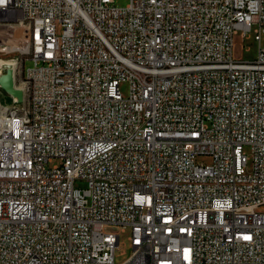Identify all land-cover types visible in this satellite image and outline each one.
Instances as JSON below:
<instances>
[{"label":"built area","instance_id":"1","mask_svg":"<svg viewBox=\"0 0 264 264\" xmlns=\"http://www.w3.org/2000/svg\"><path fill=\"white\" fill-rule=\"evenodd\" d=\"M115 1L0 0L38 32L35 108L0 103V264H264V0Z\"/></svg>","mask_w":264,"mask_h":264},{"label":"rangeland","instance_id":"2","mask_svg":"<svg viewBox=\"0 0 264 264\" xmlns=\"http://www.w3.org/2000/svg\"><path fill=\"white\" fill-rule=\"evenodd\" d=\"M129 0H116L115 5L120 7H125ZM256 28V25L252 26V30ZM32 30L27 23L21 22L16 19V21H1L0 22V59L6 62H12L14 59L19 58L21 61L26 58V55H21L20 52L24 46H28L29 39L31 37ZM234 55L239 58L251 59L257 56L259 45L254 41V34L250 33V36L245 39L242 35V31H239L234 35ZM260 47L264 48V33L260 37ZM24 69L33 66V62L30 59L24 60ZM21 72V73H20ZM16 78V86L25 87L26 78L22 71H20ZM25 84V85H24ZM23 91V90H22ZM120 91L124 96L128 95V84L122 83L120 85ZM15 100L13 97L9 96L0 88V103L2 104V109L11 106ZM16 103V102H15ZM198 160L203 162H209L210 157L201 156ZM57 161H54L56 163ZM84 182H76V187H84ZM119 233V232H118ZM129 229H125L124 232H120L119 235V246L115 250V261L121 262L126 259L131 253V247L128 242Z\"/></svg>","mask_w":264,"mask_h":264},{"label":"bare ground","instance_id":"3","mask_svg":"<svg viewBox=\"0 0 264 264\" xmlns=\"http://www.w3.org/2000/svg\"><path fill=\"white\" fill-rule=\"evenodd\" d=\"M16 21V19H8V18H0L1 21ZM21 22L27 23L31 28V20L29 19H17ZM32 34L29 39L28 46H24L21 55H26L22 61L19 58L14 59L12 62H6L0 59V74L6 71L7 66H11L14 71V77L16 78L17 74L22 71L24 74V60L30 59L32 54H38V32L36 28H31ZM21 73V72H20ZM26 78L25 87L16 86L23 90L24 99L21 103H18L14 98L15 102L5 109H2L4 114H6V119L14 122H23L25 120V113H31L32 109L35 108V97H33L34 93V82L32 81L31 76H27L24 74Z\"/></svg>","mask_w":264,"mask_h":264},{"label":"water","instance_id":"4","mask_svg":"<svg viewBox=\"0 0 264 264\" xmlns=\"http://www.w3.org/2000/svg\"><path fill=\"white\" fill-rule=\"evenodd\" d=\"M0 88L18 103L23 101V91L16 87L14 71L11 66H7L6 71L0 74Z\"/></svg>","mask_w":264,"mask_h":264}]
</instances>
